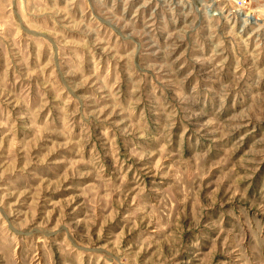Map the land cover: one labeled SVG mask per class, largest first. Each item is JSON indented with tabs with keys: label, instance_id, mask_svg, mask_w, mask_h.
<instances>
[{
	"label": "rangeland",
	"instance_id": "obj_1",
	"mask_svg": "<svg viewBox=\"0 0 264 264\" xmlns=\"http://www.w3.org/2000/svg\"><path fill=\"white\" fill-rule=\"evenodd\" d=\"M0 264H264V0H0Z\"/></svg>",
	"mask_w": 264,
	"mask_h": 264
},
{
	"label": "built area",
	"instance_id": "obj_2",
	"mask_svg": "<svg viewBox=\"0 0 264 264\" xmlns=\"http://www.w3.org/2000/svg\"><path fill=\"white\" fill-rule=\"evenodd\" d=\"M238 1H240V0H238Z\"/></svg>",
	"mask_w": 264,
	"mask_h": 264
},
{
	"label": "bare ground",
	"instance_id": "obj_3",
	"mask_svg": "<svg viewBox=\"0 0 264 264\" xmlns=\"http://www.w3.org/2000/svg\"><path fill=\"white\" fill-rule=\"evenodd\" d=\"M256 21V20H255Z\"/></svg>",
	"mask_w": 264,
	"mask_h": 264
}]
</instances>
